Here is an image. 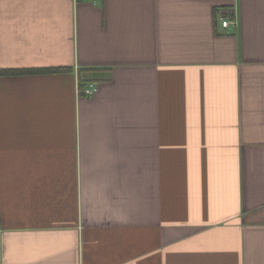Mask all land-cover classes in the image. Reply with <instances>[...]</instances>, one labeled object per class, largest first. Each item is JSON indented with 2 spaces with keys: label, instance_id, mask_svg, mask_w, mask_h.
Masks as SVG:
<instances>
[{
  "label": "crops",
  "instance_id": "crops-1",
  "mask_svg": "<svg viewBox=\"0 0 264 264\" xmlns=\"http://www.w3.org/2000/svg\"><path fill=\"white\" fill-rule=\"evenodd\" d=\"M0 264H264V0H0Z\"/></svg>",
  "mask_w": 264,
  "mask_h": 264
},
{
  "label": "trees",
  "instance_id": "trees-1",
  "mask_svg": "<svg viewBox=\"0 0 264 264\" xmlns=\"http://www.w3.org/2000/svg\"><path fill=\"white\" fill-rule=\"evenodd\" d=\"M69 68H60V67H46V68H35L30 70H21V69H4L3 74H20V73H58L62 71H68Z\"/></svg>",
  "mask_w": 264,
  "mask_h": 264
},
{
  "label": "built area",
  "instance_id": "built-area-1",
  "mask_svg": "<svg viewBox=\"0 0 264 264\" xmlns=\"http://www.w3.org/2000/svg\"><path fill=\"white\" fill-rule=\"evenodd\" d=\"M232 20L231 19H228V18H224L222 19L221 21V25L223 27H227L229 25L232 24ZM96 90V87L92 84H86L82 87L81 91L83 92V94L85 95H91L94 91Z\"/></svg>",
  "mask_w": 264,
  "mask_h": 264
}]
</instances>
